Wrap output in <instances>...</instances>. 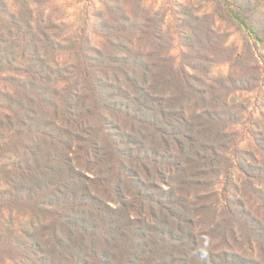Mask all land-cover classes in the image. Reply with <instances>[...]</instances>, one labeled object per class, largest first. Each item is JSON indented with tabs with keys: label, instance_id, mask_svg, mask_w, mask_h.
Here are the masks:
<instances>
[{
	"label": "trees",
	"instance_id": "obj_1",
	"mask_svg": "<svg viewBox=\"0 0 264 264\" xmlns=\"http://www.w3.org/2000/svg\"><path fill=\"white\" fill-rule=\"evenodd\" d=\"M56 1L0 0V264H264V0L174 1L178 56L143 0L95 41Z\"/></svg>",
	"mask_w": 264,
	"mask_h": 264
},
{
	"label": "rangeland",
	"instance_id": "obj_2",
	"mask_svg": "<svg viewBox=\"0 0 264 264\" xmlns=\"http://www.w3.org/2000/svg\"><path fill=\"white\" fill-rule=\"evenodd\" d=\"M11 2V0H8ZM144 4L148 7H152L158 9L161 13L164 14V27L166 28L169 26L170 31L172 32L173 36V44L171 48V53L175 56H178L181 46L180 42L173 32V20L171 16V4L176 2H186L187 0H143ZM56 5L65 13V21L71 25V29L80 25L85 18H89V22L87 25V33L91 37L92 41L94 39L98 40L92 33L94 29V19L90 13L95 9V7H99V4L96 0H57ZM92 18V19H91ZM92 20L94 22H92ZM227 43L233 45L237 51L243 52L244 45V36L242 32H238L236 29H229V36L227 38ZM254 52L256 53V57L260 60H264V51L260 46L254 47ZM259 50V51H257ZM261 54V55H260ZM264 63V61H262ZM261 63V62H260ZM262 64V63H261ZM228 66H216L214 70L226 72ZM260 93L253 92H245L242 94L241 99L243 98L244 103L247 104L248 111H245L243 116L244 119L241 121V124L237 125L238 130L241 132V137L243 138L242 143L240 146L248 149L251 146V136L249 135V129L252 127L250 122L254 121L258 116H260V111L264 110V99H261V96L264 93V89L258 90ZM249 117L248 119V116ZM253 128V127H252Z\"/></svg>",
	"mask_w": 264,
	"mask_h": 264
}]
</instances>
